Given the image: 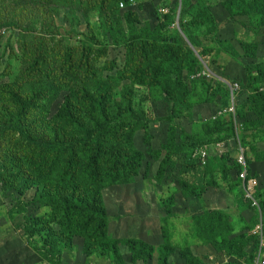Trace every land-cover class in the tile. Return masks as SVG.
I'll list each match as a JSON object with an SVG mask.
<instances>
[{"label": "rangeland", "instance_id": "374dc122", "mask_svg": "<svg viewBox=\"0 0 264 264\" xmlns=\"http://www.w3.org/2000/svg\"><path fill=\"white\" fill-rule=\"evenodd\" d=\"M79 1L0 0V85L20 83L22 97L0 91V264H112L100 256L102 249L85 255L81 213L68 216L62 204L72 197L98 198L106 234L119 240L126 264L122 241L156 246L168 237L177 244L185 230L192 256L204 255V243L186 228L193 216L180 206L228 214L233 235L250 233L260 199L253 203L259 209H243L241 190L226 172L241 144L219 141L229 134L228 118L207 115L201 101L219 89L218 78L229 88L238 82L234 99L242 127H264L256 118L264 114L257 98L264 94V0H184V6L183 0H129L108 21L97 11L78 12ZM128 12L136 17L127 18ZM131 19L136 23L129 25ZM181 37L186 44L210 38L214 45L205 59L199 53L196 59ZM127 43L145 48L149 66L142 57L136 67V50L129 68ZM106 91L120 98V109L97 111L84 102L83 96L98 100ZM60 108L89 127L63 122ZM120 120L123 131L99 135ZM245 140L247 148L241 147L255 171L253 198L264 196V134ZM120 149L140 164L137 170ZM200 173L203 184L193 183ZM27 225L34 245L24 234ZM180 249L167 264L187 261ZM160 262L156 254L149 264Z\"/></svg>", "mask_w": 264, "mask_h": 264}, {"label": "trees", "instance_id": "16d2710c", "mask_svg": "<svg viewBox=\"0 0 264 264\" xmlns=\"http://www.w3.org/2000/svg\"><path fill=\"white\" fill-rule=\"evenodd\" d=\"M50 1V0H49ZM129 0H80L79 1V8H77V11L80 13H83L85 11H97L98 13L102 14L105 17V20L108 21L110 19H117L119 16V9L118 6H122L123 4H127ZM55 2V0H52L51 3ZM183 6H184V0H183ZM60 8H63V4L59 6ZM183 8V7H182ZM178 10V9H176ZM127 18L136 17L134 13L128 12L125 14ZM126 21V19H125ZM128 22V21H126ZM132 23H136L135 20H129V25ZM1 27V25H0ZM186 34V32L184 31ZM136 34H133V36ZM187 35V34H186ZM139 38L136 35V40ZM180 42L183 44L185 40L181 37ZM186 44L189 47L190 54H193L192 56L196 58V54L199 53L201 57L204 58V56L207 54V48L209 46H212V41L210 38H207L205 40L195 39V38H189V42ZM135 45L132 43H127L126 45V51L129 52L130 55V61H129V68H133V54L136 50L140 52V55H138L137 61L138 64L136 67L142 65L143 60L142 57H145V48H134ZM142 47H145V44H142ZM165 47L163 46V49ZM201 48H205L206 51H200ZM168 50V49H164ZM196 50V51H195ZM220 52L217 51L216 55H218ZM206 57V56H205ZM197 59V58H196ZM145 63L150 64L149 60H146L145 57ZM86 65L89 67L90 64L86 63ZM134 69L135 74H138L140 71L137 69ZM139 69V68H138ZM158 69L157 67L155 75H158ZM148 71V70H147ZM149 72V71H148ZM83 79L84 76H80ZM197 78H202L197 76ZM206 77H204V80L210 81ZM219 79V78H218ZM220 83L218 85L219 89L214 92L213 95H211L209 98L207 97L205 100L201 101L204 104H207V115H212L213 112H215V116L218 118V120H222L225 118H228L229 123H227L228 129L227 134L224 137H222L219 141L224 142L225 140H234L236 143L237 141L241 144L239 145L242 147L247 148V141L245 138L249 136H257L258 134H264V127H256L254 130H247L242 127V120L243 116L239 115V107L236 109L235 104V113L228 112V109L231 107L232 102L229 101V98L232 100L230 88L228 86V83L225 82L223 84V81L219 79ZM233 84L239 85L240 90V84L238 82H232ZM20 85L18 82H12L7 84L0 85V91H3V93H8L11 95L12 99L20 100L22 101L21 92L17 89V86ZM104 87L107 89V87L104 85ZM18 96L16 98V96ZM79 93H75V96H77ZM99 97L101 94H95ZM84 97V102L89 104L94 110L103 111L104 107L107 105H112L113 108H116L117 110L120 109L119 104V97L117 95H114L110 91H106L104 95L100 96L98 100H93L92 98H88L86 96ZM128 107L127 110H129V113L132 112L131 107V98L130 95L126 96ZM256 97L252 98V101L255 102ZM258 100L264 104V94H257ZM118 101V102H117ZM68 103H72V101L69 99ZM235 103V99H234ZM75 104V103H73ZM104 104V106H103ZM75 107L77 105L75 104ZM247 105H244V115L246 114ZM60 115L62 118V121L64 122L66 119H72L70 120L71 124H77L80 128L85 129L89 127V124L83 121L82 119L77 120L78 115L77 114H67L64 112V109H59ZM107 112L104 114L106 115ZM73 117V118H72ZM256 118L261 121V123L264 122V114L260 115L257 114ZM98 119H91L92 124H94ZM67 121V120H66ZM96 124H98L96 122ZM139 128V127H134ZM125 129L124 123L122 120L118 121L115 125H113L110 128H103L100 130L99 135H103L109 132H118L123 131ZM121 138V134L119 135V139ZM241 140V141H240ZM77 141V140H76ZM216 141V142H219ZM73 142L70 140L66 146L71 144ZM220 143V142H219ZM79 143L76 142L75 146ZM113 151V149H111ZM117 153H123L124 157L127 159L128 162L134 168L137 170L139 168V163H131L130 156L128 152H125V149L118 150ZM114 156V154H111ZM98 157V156H97ZM232 166L226 167L227 177L232 182L233 185L236 187H239L241 192L239 193L240 196L244 200L243 209H250L253 207L254 201L258 202V199H260V209L256 206L253 208L259 209V214L256 216H259L258 222H256L250 231V233H247V231L243 232L242 234L233 235L232 233V225H231V219H229L228 214H223L220 211H208L206 209L202 210L201 212H189L186 210L185 206H180L181 210H184L187 216H193V221L191 225H188L186 228L187 230L191 228L190 233H192L194 238H197V240L204 243V246L206 247V251L204 250V255L198 252L197 255H193V252L188 250V235L185 230V235H181L182 242H177V244H174L170 238L167 237V239H164L165 243H162L160 245H151L149 243H145L144 241L140 239H127L125 241H122V246L127 247L128 249V257L130 259V264H149L151 260L155 258V255L160 259V263L158 264H167V261L173 257V255L176 254L177 250L180 249L181 256L186 259L184 264H253L255 257L257 255V251L259 249V239L258 236H255L253 234V231L255 227L262 223L263 229H264V196L261 193L255 194L254 201L251 199H248L246 197L244 186L241 180L239 179V175L242 171V166L237 162V159L232 158ZM250 170V171H249ZM252 172V173H251ZM254 169H250V166L247 165V178L246 181L249 180H255L254 176ZM198 178L192 179L193 183H200L203 184L205 174L200 173L196 175ZM256 181V180H255ZM2 182L1 178V167H0V183ZM191 189V188H190ZM257 193V189H256ZM262 195V198H261ZM189 197V196H188ZM246 197V198H245ZM192 198V197H189ZM185 201L188 198H182ZM179 202H181L180 199H178L175 204L177 205ZM65 207V213L68 216H73L75 213H81L80 215V222H81V234L86 237V245H85V255L89 256L90 250L93 248L95 249H102L100 256H103L104 258H107V256L111 257L112 264H126V262L123 260L120 251H119V240H116L114 238L109 237L106 234L105 231V222L104 218L106 217L105 212L100 204H98V198L94 197L93 200H88L85 198H69L66 199L62 203ZM255 212L254 210H251ZM171 212H167V215ZM220 216L222 218H220ZM257 218V217H256ZM106 219V218H105ZM228 229V230H227ZM225 233H227V236H222ZM27 240L29 244L34 245L31 238L29 226L27 225L25 228V233ZM188 252H187V251ZM210 255H213L214 257H210ZM45 256L49 258L48 252L45 253ZM192 256V258H191Z\"/></svg>", "mask_w": 264, "mask_h": 264}, {"label": "built area", "instance_id": "2783aa9c", "mask_svg": "<svg viewBox=\"0 0 264 264\" xmlns=\"http://www.w3.org/2000/svg\"><path fill=\"white\" fill-rule=\"evenodd\" d=\"M239 89L238 84H233L230 86V92L232 96V104L231 107L228 109V112L235 113V103H234V92L235 90ZM200 156L205 158L206 156V151L202 150L200 153ZM237 162L242 166V171L239 175V179L243 183L244 186V191L248 199H253V191L255 189V180H249L248 182L246 181L247 178V162H246V155H245V150L240 146L239 147V152L237 155ZM255 203V201H254ZM253 234L255 236H258L259 239V249L257 251V255L255 257L254 263L253 264H264V229L262 223H259L254 231Z\"/></svg>", "mask_w": 264, "mask_h": 264}, {"label": "crops", "instance_id": "0c3cea01", "mask_svg": "<svg viewBox=\"0 0 264 264\" xmlns=\"http://www.w3.org/2000/svg\"><path fill=\"white\" fill-rule=\"evenodd\" d=\"M220 79V78H219Z\"/></svg>", "mask_w": 264, "mask_h": 264}]
</instances>
